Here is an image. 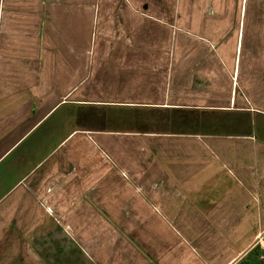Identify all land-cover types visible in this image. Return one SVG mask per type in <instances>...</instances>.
Listing matches in <instances>:
<instances>
[{"label": "crops", "instance_id": "1", "mask_svg": "<svg viewBox=\"0 0 264 264\" xmlns=\"http://www.w3.org/2000/svg\"><path fill=\"white\" fill-rule=\"evenodd\" d=\"M238 5L0 0V264L264 252V0Z\"/></svg>", "mask_w": 264, "mask_h": 264}, {"label": "rangeland", "instance_id": "2", "mask_svg": "<svg viewBox=\"0 0 264 264\" xmlns=\"http://www.w3.org/2000/svg\"><path fill=\"white\" fill-rule=\"evenodd\" d=\"M238 3H239V0H237V6H239ZM243 4H244V0H243ZM176 6H178L177 3H176ZM260 248H261V252L259 254L258 253L256 254L255 251L252 250V252H250L249 255H247L244 259H242L240 263H243V261H250L251 263L253 261V263H256L258 261V264H264V252L262 251L263 248L262 247ZM79 258H78V263L81 264L83 260L80 258L81 260V263H80Z\"/></svg>", "mask_w": 264, "mask_h": 264}, {"label": "trees", "instance_id": "3", "mask_svg": "<svg viewBox=\"0 0 264 264\" xmlns=\"http://www.w3.org/2000/svg\"><path fill=\"white\" fill-rule=\"evenodd\" d=\"M253 251H255L256 254L257 253L259 254L260 253L259 246L257 245L256 247H254ZM251 252H252V250H251ZM240 264H258V261L256 263H253V261H252V263L250 261H243V263H240Z\"/></svg>", "mask_w": 264, "mask_h": 264}]
</instances>
